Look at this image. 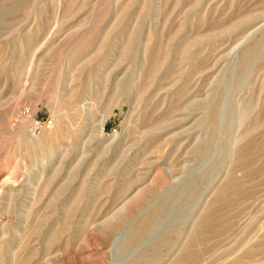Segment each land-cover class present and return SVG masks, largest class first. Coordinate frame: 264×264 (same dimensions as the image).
I'll return each instance as SVG.
<instances>
[{
	"label": "rangeland",
	"instance_id": "374dc122",
	"mask_svg": "<svg viewBox=\"0 0 264 264\" xmlns=\"http://www.w3.org/2000/svg\"><path fill=\"white\" fill-rule=\"evenodd\" d=\"M0 264H264V0H0Z\"/></svg>",
	"mask_w": 264,
	"mask_h": 264
}]
</instances>
